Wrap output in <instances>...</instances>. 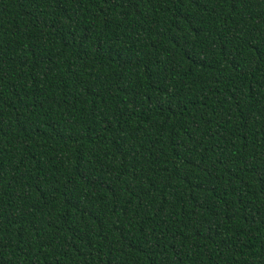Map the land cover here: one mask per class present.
I'll return each instance as SVG.
<instances>
[{
	"label": "trees",
	"instance_id": "obj_1",
	"mask_svg": "<svg viewBox=\"0 0 264 264\" xmlns=\"http://www.w3.org/2000/svg\"><path fill=\"white\" fill-rule=\"evenodd\" d=\"M0 264H264V0H0Z\"/></svg>",
	"mask_w": 264,
	"mask_h": 264
}]
</instances>
